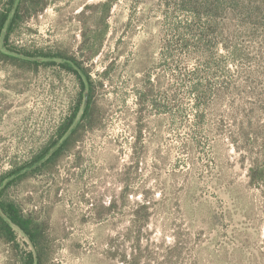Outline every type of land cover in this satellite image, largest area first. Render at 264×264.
<instances>
[{
  "label": "rangeland",
  "instance_id": "rangeland-1",
  "mask_svg": "<svg viewBox=\"0 0 264 264\" xmlns=\"http://www.w3.org/2000/svg\"><path fill=\"white\" fill-rule=\"evenodd\" d=\"M106 1L31 0L3 31L0 194L42 225L45 264H264V33L228 41L220 9L209 26L174 0ZM89 91V121L33 165ZM15 231L0 264L32 251Z\"/></svg>",
  "mask_w": 264,
  "mask_h": 264
},
{
  "label": "trees",
  "instance_id": "trees-1",
  "mask_svg": "<svg viewBox=\"0 0 264 264\" xmlns=\"http://www.w3.org/2000/svg\"><path fill=\"white\" fill-rule=\"evenodd\" d=\"M116 1L107 0L104 6L109 8ZM27 2L31 4V0H18L12 17H10L8 12H0V39L7 25L11 27L14 23H17L22 6ZM228 4L229 6H227ZM204 8L207 11L204 12L206 13L204 14L206 17L203 18L202 12ZM218 9L221 10V14L218 17L224 22V34L227 33L228 41L240 38L241 36L242 39L245 40L247 37L246 39L255 44L252 38L258 39L262 37V33H264V0H174V13L178 10L180 12L187 11L194 17L195 21L199 22L204 19L205 23H209V26L211 23L217 21V16L214 13ZM230 45L227 44L224 46V49L231 55L232 46ZM59 58L64 59L63 57ZM84 74L86 77L88 76L87 73ZM89 92L81 116V123L63 141L61 146L53 152L46 151L40 155L33 162V165L39 164L40 167H45L47 164L54 162L61 152H63L73 134L79 128H83V124L85 125L89 121L93 106L91 91ZM250 173L252 185L258 186L260 182H256L257 180H255L258 174L254 169H250ZM13 174L14 172L9 173V175ZM9 185L10 183L6 184L2 189L8 188ZM15 230L21 232L28 239L32 247V251L27 252L21 258L20 264H45L49 253L46 248L45 233L42 225L36 222L29 214L23 213L15 202L4 199L3 194H0V240L11 247L17 248Z\"/></svg>",
  "mask_w": 264,
  "mask_h": 264
},
{
  "label": "water",
  "instance_id": "water-1",
  "mask_svg": "<svg viewBox=\"0 0 264 264\" xmlns=\"http://www.w3.org/2000/svg\"><path fill=\"white\" fill-rule=\"evenodd\" d=\"M86 100H87V96L85 95V101H84V105H85V103H86Z\"/></svg>",
  "mask_w": 264,
  "mask_h": 264
}]
</instances>
